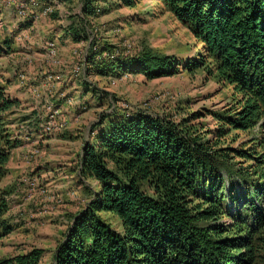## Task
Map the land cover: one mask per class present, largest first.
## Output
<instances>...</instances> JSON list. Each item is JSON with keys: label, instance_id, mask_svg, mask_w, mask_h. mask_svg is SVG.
Listing matches in <instances>:
<instances>
[{"label": "trees", "instance_id": "1", "mask_svg": "<svg viewBox=\"0 0 264 264\" xmlns=\"http://www.w3.org/2000/svg\"><path fill=\"white\" fill-rule=\"evenodd\" d=\"M119 1L131 7L141 0ZM159 1L199 46L196 54L184 61L148 52L124 56L98 51L92 40L86 75L154 80L173 76L178 67L201 71L228 88L229 108H200L182 118L175 110L163 119L140 112L104 117L98 126L106 125L78 156V177L94 187L51 264H264V0ZM96 2L79 0V15L64 31L72 44L87 41ZM82 85L84 95L95 91ZM16 105L0 87V180L18 146L6 121ZM206 117L215 122L210 129L200 122ZM253 128L246 142L232 147L230 137L226 144L230 133ZM10 232L0 221V238ZM39 258L31 250L0 264H37Z\"/></svg>", "mask_w": 264, "mask_h": 264}, {"label": "rangeland", "instance_id": "2", "mask_svg": "<svg viewBox=\"0 0 264 264\" xmlns=\"http://www.w3.org/2000/svg\"><path fill=\"white\" fill-rule=\"evenodd\" d=\"M28 1L0 0V87L17 102L6 121L10 136L18 142L0 180L6 205L0 221L11 227V232L0 238V259L38 250L37 264H51L71 218L88 200L87 189L94 187L93 182L78 177V156L83 144L93 143L106 125L104 120L105 124L98 126L104 117L115 112H140L163 119L175 110V117L182 118L200 108L224 110L231 101L228 88L206 79L201 71L186 73L181 67L173 76L154 80L124 73L105 78L86 75L84 63L92 40L98 51L106 47L124 56L148 52L184 61L196 54L199 46L164 11L159 0L136 1L131 7L119 0H97L96 15L85 29L87 41L78 44L70 43L64 31L79 15V0L63 2L51 16H40L45 0H33L38 4L36 19L18 18L17 7L27 5L30 9ZM48 42L57 49L56 67L43 61L42 47ZM77 67L80 71L75 75L72 70ZM63 71L67 72L68 85L61 84ZM55 74L61 75V81L47 82L50 91L45 90V77ZM83 83L95 91L84 95ZM46 103L58 111L64 126L51 135L40 129ZM178 107L182 109L178 111ZM200 122L209 129L215 124L209 117ZM256 130L230 133L226 144L231 137V146L236 147ZM226 206H232L230 201ZM103 217L114 222L107 215Z\"/></svg>", "mask_w": 264, "mask_h": 264}, {"label": "built area", "instance_id": "3", "mask_svg": "<svg viewBox=\"0 0 264 264\" xmlns=\"http://www.w3.org/2000/svg\"><path fill=\"white\" fill-rule=\"evenodd\" d=\"M8 1L11 2H7V3L13 2V0H8ZM28 4L30 5V9H27V5L26 6L19 5L16 10V15L20 19L32 18L35 20L38 14H35L34 12L35 10H37L35 8H38V4L36 1L33 2V0H29ZM62 4L63 3L60 0H45V4L40 6L41 8L39 7L41 10L40 16H48L59 11L58 9ZM42 50H43L44 63L49 64L48 66H52V67L58 66L57 49L53 44V42L44 43ZM79 71L80 70L77 67L72 70V73L76 75L78 74ZM20 78H22V76ZM44 81L45 83L51 81H53L54 83H59L61 81V75L59 74L48 75L45 77ZM33 93L36 94V96L38 95L36 92ZM42 121L43 123L40 129L42 133L45 134L51 135L55 132L61 131L64 127L63 123L59 119L58 111L54 109V107L51 104L48 103L45 104V115Z\"/></svg>", "mask_w": 264, "mask_h": 264}, {"label": "crops", "instance_id": "4", "mask_svg": "<svg viewBox=\"0 0 264 264\" xmlns=\"http://www.w3.org/2000/svg\"><path fill=\"white\" fill-rule=\"evenodd\" d=\"M66 37V36H65ZM66 39V38H65ZM68 39V38H67ZM69 40V39H68ZM71 43V42H70ZM67 73V72H66ZM66 73L63 71V72H61V74L63 75L62 77H63V82H61V84L62 85H68V82H69V79L65 76L66 75ZM49 84H46L45 83V86H44V89L45 90H48V91H50V88H48L49 86H48ZM68 87V86H67Z\"/></svg>", "mask_w": 264, "mask_h": 264}]
</instances>
